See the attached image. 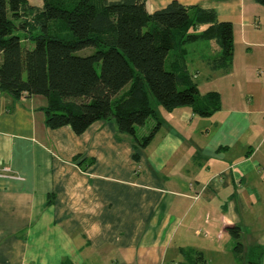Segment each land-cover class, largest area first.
<instances>
[{
	"label": "crops",
	"instance_id": "0c3cea01",
	"mask_svg": "<svg viewBox=\"0 0 264 264\" xmlns=\"http://www.w3.org/2000/svg\"><path fill=\"white\" fill-rule=\"evenodd\" d=\"M175 1L232 24L228 72L207 64L213 42L189 62L199 95L217 93L219 109L156 107L160 127L139 148L114 121L81 135L50 129L46 98L0 92V264H264V6Z\"/></svg>",
	"mask_w": 264,
	"mask_h": 264
},
{
	"label": "trees",
	"instance_id": "16d2710c",
	"mask_svg": "<svg viewBox=\"0 0 264 264\" xmlns=\"http://www.w3.org/2000/svg\"><path fill=\"white\" fill-rule=\"evenodd\" d=\"M254 1L264 6V0ZM146 2L42 0L36 7L28 0H0V92L14 100L24 95L46 98L43 110L50 129L67 126L81 135L97 121H114L139 148L160 127L152 100L165 112L189 107L200 117L210 116L219 109V95H199L184 47L213 42L218 51L207 64L228 72L232 24L218 20L212 9L175 0L149 13ZM86 48L93 52L77 53ZM149 118L157 123L137 139L136 128ZM228 232L239 257L240 230ZM190 259L197 262L202 257Z\"/></svg>",
	"mask_w": 264,
	"mask_h": 264
},
{
	"label": "rangeland",
	"instance_id": "374dc122",
	"mask_svg": "<svg viewBox=\"0 0 264 264\" xmlns=\"http://www.w3.org/2000/svg\"><path fill=\"white\" fill-rule=\"evenodd\" d=\"M109 1H117V0H109ZM28 2H29L32 6H36V7H41V6H42V0H28ZM149 10H150V8L147 7V11L150 13ZM204 43H205V42L202 41V42H197V43H195V44H193V45L190 44V45L187 46V49H188V51H189V53L187 54V61H188V64H187V70H188L190 73L194 71V66L191 65V64L189 63L190 60H192V59L198 57L194 52L191 53V52H192V49H193L195 46H200L201 48H204V46H205ZM197 44H200V45H197ZM28 48H32V45H31V44H28ZM92 52H93V48H86V49L81 50V51H79V52H77V53L80 54V55H88V54H90V53H92ZM204 52L206 53L207 51H204ZM173 53H174V51H171V52L169 53V58L172 57ZM165 68H166V69H169V66H168V60L166 61ZM152 103H153V105H154L155 108L157 107V108H159L160 110H162L161 107L155 102V100H154V101L152 100ZM152 121H153V118H149L145 126H149V125L151 124ZM139 128H140V127H137V129H139Z\"/></svg>",
	"mask_w": 264,
	"mask_h": 264
}]
</instances>
